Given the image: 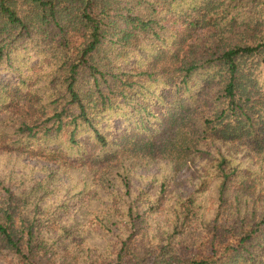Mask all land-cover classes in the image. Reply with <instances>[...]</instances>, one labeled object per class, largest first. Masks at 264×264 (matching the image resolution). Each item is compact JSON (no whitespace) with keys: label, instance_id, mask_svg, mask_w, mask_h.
Segmentation results:
<instances>
[{"label":"trees","instance_id":"obj_1","mask_svg":"<svg viewBox=\"0 0 264 264\" xmlns=\"http://www.w3.org/2000/svg\"><path fill=\"white\" fill-rule=\"evenodd\" d=\"M183 4L0 0V157L42 166L0 173L1 264H264V181L224 153L208 174L213 217L202 179L176 200L169 234L154 242L144 226L166 184L153 201L137 167H181L219 141L264 156V0ZM167 17L179 24L168 44Z\"/></svg>","mask_w":264,"mask_h":264},{"label":"rangeland","instance_id":"obj_2","mask_svg":"<svg viewBox=\"0 0 264 264\" xmlns=\"http://www.w3.org/2000/svg\"><path fill=\"white\" fill-rule=\"evenodd\" d=\"M193 0H184L182 6H188ZM170 16V14L168 15ZM174 17V16H173ZM169 22L165 23L166 29L163 30L164 41L166 44L172 39L173 32L178 29L179 24L173 22V19L167 17ZM166 19V20H167ZM165 20V21H166ZM152 40H148L146 45L150 48ZM147 51V50H146ZM26 52V51H24ZM150 52V51H147ZM130 59L134 62V65L145 64L143 58L136 52L131 53ZM37 58H33L32 62H36ZM13 72L10 76L12 77ZM5 72H0V76H4ZM198 82H202V78ZM260 82L264 84V68L261 73ZM160 86V81L153 84L151 87ZM87 136V135H86ZM205 150L200 153L199 157L195 161H185L181 167L179 162L168 163L166 160L155 161L152 164L143 165V167H137L134 171V183L141 185L142 188L150 195V198L155 201L158 195L154 196L153 189L159 190L163 182L166 184V192L162 202V211L156 212L152 216V220H149L145 225H148L150 236L154 242H159L165 233L169 234L167 228L172 224L171 217H173V208L176 200L181 197H185L191 194L196 187L201 183L202 179H209L210 185L207 190L202 194L200 201L203 204L204 215L207 218H211L216 213L217 201L219 192L217 190L219 179H211L212 174L217 169L216 158L219 157V153H224L228 159L233 161V166L239 165L242 169H248L252 175V179H259L264 181V156L257 154L252 151L249 147L243 144H231V143H220L213 142L209 146H204ZM8 155V154H5ZM20 157V158H19ZM3 156L0 157V173H10L12 170H23L26 169L27 175L35 176L41 173H34L33 169L39 167L42 169L40 164L33 160L27 159L25 156ZM177 164V169L174 170ZM174 166V168H173ZM208 177H205L207 176ZM30 178V177H29ZM238 181L236 179L235 183ZM146 198V196H145ZM241 198V201H244ZM149 203L144 204L141 209L145 214L149 211ZM258 203L254 204L252 201L249 202V209L253 210L254 207H258ZM172 213V214H171ZM151 216V215H150ZM92 218L89 217V222ZM182 234L177 235L178 238ZM92 240L95 245L106 246L109 236L99 231L98 228L93 229ZM71 246V245H70ZM1 264V263H0Z\"/></svg>","mask_w":264,"mask_h":264}]
</instances>
